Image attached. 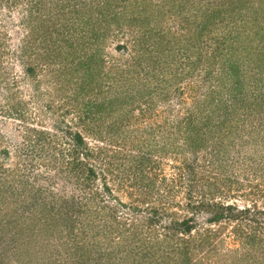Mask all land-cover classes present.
<instances>
[{
  "label": "rangeland",
  "instance_id": "1",
  "mask_svg": "<svg viewBox=\"0 0 264 264\" xmlns=\"http://www.w3.org/2000/svg\"><path fill=\"white\" fill-rule=\"evenodd\" d=\"M121 1L122 3L128 2L125 7L127 13L130 9V1ZM201 1L208 3L210 0ZM219 1L221 2V0ZM261 1L252 0L254 5H258V2ZM107 2L111 3L116 10L124 11L122 10L123 5H120L118 1L110 2L108 0H0V193L9 194L11 199L9 203L0 201V264H98V261L100 264H107V261L111 264H177L179 258L172 249L185 243L183 239L179 238L199 239L201 232H206L205 229L210 227L221 232L215 243L218 252L215 250L210 252V248L195 252L194 261H197V264H264V250H262L264 249V105L256 111L253 106L249 108L252 110L251 115L243 112L248 110V106L243 111H238V113H242V116L246 114L245 117H248L245 121L240 122L239 127L227 130L224 133L227 136L224 140L215 142L214 138H207L210 133L206 132L202 138L200 137L202 141H199L196 136H192L196 137L197 143H195L196 140L193 141L197 144L196 147L186 144L184 139L180 138V142L178 141L177 144L185 143L184 151L181 150V146L175 148L178 153H170V151L161 149L165 146L166 140L162 138L164 134H162L160 126L164 124L165 128L168 125L169 130H173L172 120L176 116L184 117L183 115L188 111L195 110L200 96L203 94L202 91L207 92L216 86L212 81L198 83L199 85L194 87L188 86L182 93L174 92L171 104L169 98L163 99L157 94L154 95V99L148 97L146 103L139 101L137 106L133 105L135 109L130 112L131 117L123 111L115 110L113 114L123 113L126 121L130 122L126 125L122 124L123 126L120 127L117 134L116 131L109 128L114 119L111 117L113 116L112 111L107 109V105L110 99H116V96L119 95L120 90L116 87L121 88L122 86L114 87L113 85L110 90L108 84L104 85L101 99L92 101L91 107H82L89 111L85 115L90 116L89 125L83 129L85 138L90 142L91 147H94L95 155L108 154V162L111 166L110 170H106V180L113 187L114 194L109 195L107 192L99 197L100 204L106 206L98 214L99 226L108 222H120L121 228L126 225L124 227L126 229L123 228L124 232L114 236L116 237L115 241L120 239L118 246H122V248L116 247L120 250L115 251L116 256L112 261L108 258L98 260L99 254L96 253L95 246H93L99 241L106 245L111 242L109 237L97 236V239L88 243L89 250L86 248L85 251H77L76 241L85 236L87 242L90 240L91 234L93 235L95 232L85 226L84 228L88 230L84 234L77 227L70 230L71 221L69 218L59 215L54 219H47L45 212L38 209V204L44 207L45 202L49 206L45 208H50L53 199L58 203L65 202L68 205L73 203L75 206V200H87L92 198V194L95 192L104 191L102 185L105 180L103 177L86 174H82L80 178L75 177L65 169L66 165L62 166L60 161L56 162L51 159L54 157L51 151L48 153V150L41 147L36 139L30 141L27 136L29 127L48 130L53 134L57 133L56 124H62L63 127L68 124V127L78 128L79 123L74 122L78 116L74 108L69 106V112L65 113L67 108L59 106L66 97H71L73 94L74 98L79 96L86 102L90 99L88 96L90 90L86 88V91L81 94L80 91L83 90L79 88V81H82V77H80L78 81L80 91L76 92L75 81L80 75L78 71L70 70L60 77L57 68L62 61H55L53 57L55 53L52 52L50 55V50L55 48L58 28L65 30L68 25H70L69 28L74 26L68 23L69 17L70 20L72 17L77 18L80 22L90 16L92 18L89 20L93 22L99 14L98 7L104 6ZM223 2H228V0H223ZM153 3L159 9L169 5L168 0H154ZM128 4L129 9H127ZM90 7L96 8V11L92 13L93 16L85 15L87 11L91 12ZM133 10L130 9L129 13L135 17ZM253 10H244L236 14L233 12L234 15H238L236 18L231 17L233 14L226 13V15L231 23L246 20V30L251 31L258 38L260 34L257 29H261V33L264 30V16H262L264 12L259 9L255 14ZM256 15H258L257 21L253 19ZM154 19L156 17L152 19V23ZM62 20L68 25H63ZM184 20L172 13V15L163 18L161 26H169L173 30H177ZM193 21L200 23L199 16L196 18L194 16ZM79 22H76L75 25L77 29H68L74 36L71 37L69 34L70 37L64 49L65 53L62 55L65 57L64 60L69 59L73 54L75 48L71 47L70 43L78 40L77 36H81L82 40L87 42L95 37L94 34L89 33L85 22L81 25ZM112 28L113 31L108 41L106 40L101 45L105 59L109 62L113 54L119 55L122 52L124 58H129L132 54V45L128 43V40L131 38V34L136 31L133 29L117 34L120 28L116 24H112ZM233 28L235 31V27ZM224 33L228 32L225 30ZM239 33L223 35L219 30L216 31L215 37L219 36L218 40H221L224 36V43L226 41L229 43L228 40ZM45 36L50 38L47 47L42 43ZM209 42L211 47L214 46L211 40ZM122 43H127L128 49L118 50L117 45ZM221 45L223 44L221 43ZM25 48H29L28 53L24 52ZM56 55L57 53L55 57ZM121 61L123 62V59ZM111 62L113 61L111 60ZM67 63L63 62V64ZM30 66L33 68L31 71L28 70ZM246 69L244 66L238 75L233 72L231 78L245 77L243 75H245ZM71 77L74 80V85L67 83L64 88L60 86V83L63 84V81H68ZM257 79L258 75H255L254 79L247 84L246 89L251 90L249 87H252L255 90L254 84L258 82ZM247 80L249 79L247 78L246 82H248ZM106 82H109V79L103 83L106 84ZM209 84H211L210 87H208ZM258 85L262 91V80ZM165 103L169 104L164 105ZM20 105H23V110L20 108L17 111L15 106L19 107ZM157 105L159 106L157 107ZM215 107L206 110L203 113V118L207 113V116H216V122L221 123L224 111ZM132 114L134 118H132ZM217 128L220 131L224 130L220 125ZM166 131L167 128H165ZM56 140L58 149L67 148L64 146V139ZM155 144L159 146L158 152L154 151ZM169 146L168 144L167 150ZM100 147L110 148L113 152L103 151ZM149 149L152 150L151 153L146 152ZM110 153H112L111 156ZM210 153L217 156L220 162L217 163L219 168L209 164ZM139 155L157 158L160 167L152 166L153 163L145 165L141 162ZM213 174L221 175L218 185L214 186L213 190L211 188V191L216 189L221 191L216 196L217 200L230 204L235 203L239 207L250 209L249 214L245 215L246 220H243V223L236 219L230 221L227 218L219 222L211 221L212 210L207 211L205 208L191 206L199 204L202 199L213 200L208 192V179L212 178L209 176ZM227 177L236 180V182L227 183ZM150 183H156L155 191L153 189L150 194L154 193L153 198L159 200L157 234L154 232L152 235L155 240L164 239L165 233H173V229L168 228L172 222L173 213L179 220H183L186 216H193L190 223L195 225L190 235L185 234L184 237L180 235L179 238L172 236L173 246L152 247L150 248L152 253L142 255L133 251L131 243L136 239L139 240V238H133V234H138L139 237L144 234V232L141 234L139 223L147 221L149 218L148 206L146 203H142V200L147 198L146 191L149 185L150 188L153 187ZM37 187L46 188L51 192L48 194V191L45 190V198H41L43 203L41 201L39 203L38 198L31 197L37 193ZM158 190L159 193H157ZM35 202L37 204H34ZM134 206L138 208L136 209ZM68 209L73 212L70 208ZM113 210L117 212L115 217L112 214ZM134 224L139 225L137 230ZM150 224L154 223L150 221ZM236 227H243L247 232L256 230L262 238L260 240L262 248L258 249L251 245L252 243L249 244L250 241L247 243L248 241L244 239L243 235L235 232ZM198 232L200 234H197ZM86 251L90 252V255L86 256L84 254ZM183 262L186 263L184 259L180 263Z\"/></svg>",
  "mask_w": 264,
  "mask_h": 264
},
{
  "label": "trees",
  "instance_id": "2",
  "mask_svg": "<svg viewBox=\"0 0 264 264\" xmlns=\"http://www.w3.org/2000/svg\"><path fill=\"white\" fill-rule=\"evenodd\" d=\"M108 1H118L120 5H123L122 10L124 11L121 12L116 10L115 7H112L111 3L109 4V2H107L104 6L98 7L97 11H99V14L94 18L93 22L89 20L92 18L90 16L84 18L85 20H81L80 22L77 18L72 17L70 20L69 17L67 19L69 20L68 23L74 25L72 28H69L70 25L62 20L63 25H68V28H66L67 31H65L66 29L58 28L59 33L55 38L56 49L51 48L50 50V55H52V52L55 54L57 53L56 57L55 54L53 56L55 61H62L57 68L60 77L67 74L70 70L72 72L78 71L80 72V75H78L77 80L75 81L76 92H79L80 89H82L83 91L80 92L83 94L86 91V88L90 90L88 92L90 99L86 102H84L79 96L74 98L73 94L71 97H66L59 106L67 108L65 113L69 112V106L74 108L75 113L78 115L74 122L79 123L78 128H74L73 126L68 127V124L67 126L64 125V127L62 124H56L55 127L57 133L53 134L48 130H39L29 127V135L27 138L30 141L36 139V141L41 144V147L48 150V153L51 151V154H54V157L51 159L56 162L60 161L62 166L66 165L65 169L71 172L75 177L80 178L82 177V174H86L88 176L99 175L104 178L105 181L102 185L104 191L95 192L92 194V198H88L87 200H75L76 207L73 203L68 205V203H58L53 199L50 208H45L49 207L45 202L44 207L38 204V209L45 212L44 214L47 219H54L59 215L61 217L65 216L69 218L71 221L69 226L70 230H74L77 227L78 230L84 234L88 230L84 228L85 226L95 232V234H91V238L87 242L84 238L85 236L80 237V240L76 241L75 245L78 246L76 247L77 251L82 252L85 251L86 248L88 249V246H90L88 243L97 239V236L109 237L111 242H105L106 245L99 241L93 246H95L94 250L96 253L98 252L99 254L97 256L98 260L108 258L112 261L116 256L114 254L115 251L120 250L116 247L122 248V246H118L120 239L115 241L116 237L114 236L124 232L123 228L126 227V225L121 228L120 222H108L99 226L97 220L98 214L106 207L105 205L100 204L99 197L107 192L109 195L114 194L113 187L110 186L106 180V170H110L111 166L110 162H108V154L104 155L100 153L95 155L93 152L94 147H91L90 142L85 138L83 129L89 125L90 116H88V114L85 115L89 111L84 110L82 107H91L92 101H95L96 99L99 100L101 92L104 91V85L106 86L108 84L110 90H112L113 85L114 87L117 85L124 87H116L120 90V93L116 96V99H110L107 105V109L112 111L113 116L111 117L114 119L111 121L109 128L116 131L117 134L120 131V127L123 126L122 124L126 125L130 122L126 121V117L123 113L113 114L115 110L123 111L131 117L130 112L135 109L133 105L137 106V102L139 101H141V103H146L148 97L154 99V95L157 94L163 99L169 98V103L171 104L172 99L174 98V92L176 93L179 91L182 93L188 86L194 87L212 81L216 86H213V88L207 92L202 91L203 94L200 96L199 105L197 104L195 110H192L191 112L188 111L183 115L184 117L176 116L172 120L173 130H169L167 125V127H165L167 128V131L165 132L164 124L160 126V128L162 127V134H164L162 138L166 140L167 143H165V146L161 149L170 151V153H178L175 148L180 146L182 151L186 149L183 147L186 144L196 147V137L199 141H202L200 137L202 138L206 132L210 133L207 138L212 137L215 139V142L216 140H224V138L227 137L225 136L226 134H224L227 130L230 131V129L233 130L234 127H239L238 125L240 122L245 121L248 117H245L246 114L242 116V113H238V111L241 112L248 106V110H244L243 112H247L248 115H251L252 110L249 108L253 106L256 111L264 105V30H262L261 33V29H257L258 34H260L257 38V36L252 34L251 31L249 32L246 30V20H243L244 22L240 20L236 23H231L228 21L229 18L226 13L232 15L233 12L236 14L237 12L253 9L255 14H257L259 9L264 12V3H261L264 2V0L260 3L258 2V5H254L252 0H228V2H223V0H221V2L219 0H210L208 3H204L201 0H168L169 5L164 6V8L161 9L157 8V5H154V0H129L131 4L130 9H134L133 12L135 11V17L131 16L129 13V4L127 7L129 10L127 13L125 12V7L128 2L126 3L124 1L125 3H122L121 0ZM84 8L86 7L84 6ZM92 8L93 7H90L91 12L87 11V14L85 15L90 14L93 16L92 13L96 11V8ZM194 10H196L195 13ZM172 13L176 14L179 18L185 19L183 24L180 25L177 30H173L169 26H161L163 18L172 15ZM234 14L231 16L232 18L238 17V15ZM194 16L195 18L196 16H199L200 23L193 21ZM155 17L156 19H154V22L152 23V19ZM80 18H82L81 15ZM253 19L257 21L258 15L254 16ZM76 22H79V25L85 22L84 24L88 26L89 33L94 34L95 37L87 42L82 40L81 36H77L78 40L70 43L71 47L75 48L73 54H71L69 59L66 58V60H64L65 57H62V55L65 53L64 49L65 45L68 43L70 37L69 34H71V37L74 36V34L68 31V29H77V27H75ZM112 24H116L117 27L120 28V31H118L117 34L128 30L131 31L133 29L136 32H134V34L132 33L131 38L128 40V43L132 45V54L130 57L124 58L125 56L122 52L119 55L113 54L111 56L113 62H111V60L107 62L105 55H103V48L101 45L102 43H105L106 40L108 41L113 31ZM233 27H235V31L233 30ZM219 30L223 35L236 34L237 32L240 33L229 39V43H227V41L224 43V36H222L221 40H218L219 36L215 37L216 31ZM225 30L228 33H224ZM243 30L246 31L241 32ZM49 40L50 38L45 36L43 42H41L47 47ZM210 40L214 43V46L212 47L209 42ZM221 43L223 45H221ZM127 46V43L118 44L117 49L121 50V48H123V50H125L128 49ZM25 49L24 52L28 53L27 51L29 48ZM74 58L78 59L74 61ZM121 59H123V62ZM64 61L68 63L63 64ZM244 66L247 68L244 73L245 75H243L245 77H242L241 79H235V77L231 78L233 72L238 75L239 71L244 69ZM31 67L32 66L28 68L29 71L33 69ZM107 67L108 70H106ZM255 75H258V82L254 84L255 90L252 87H249L251 90L246 89L247 84L254 79ZM80 77H82V81H79ZM247 78L249 79L247 80L248 82H246ZM108 79L109 82H106V84L103 83L104 81H108ZM261 80L263 85L262 91H260V86L258 85ZM78 81L80 89L78 88ZM67 83L74 85L73 78L71 77L68 81H63V84L60 83V86H63L64 88V85H67ZM210 85L211 84H209L208 87H210ZM103 98L104 96L102 95V99ZM247 98L250 100L248 101ZM169 103H165L164 105ZM101 106H103V104H101ZM158 106L159 105H157V107ZM213 107L224 111L223 116H221L223 119L221 123L216 122V116H207V113L205 114V118H203V113ZM20 108L23 110V105H20L19 107L15 106L17 111ZM132 118H134L133 114ZM218 125H220L221 128H224V132L217 128ZM60 138L65 140V145H63L67 148L64 150L62 148H57L58 142L56 139ZM180 138L184 139L186 144L178 145L177 143L178 141L180 142ZM194 140H196L195 143L193 142ZM168 144L170 146L167 150ZM101 148L103 151L108 150V152H113L110 148L100 147V149ZM153 148H155L154 151L157 152L160 150L158 144H155ZM151 151L152 150L149 149L146 152L151 153ZM115 152L117 153L118 151ZM213 154L214 153L209 154V164L212 166L216 165V167L219 168L220 166L217 165V163L220 162L217 156H214ZM111 155L112 153H110V156ZM139 156L141 157V162L145 163V165L153 163L152 166L155 165L156 167H160L157 158H150L147 155ZM95 161L98 163H95ZM209 177L212 178L208 179V192H210V196L213 197V200L207 201L206 199H202L199 204H192L191 206H193V208H205L207 211L212 210L211 212L213 215L212 218H210L211 221L219 222L220 220L227 218L230 221L236 219L238 222L243 223V220H246L245 215L247 216L249 214L248 212H250V209L248 207H239L235 203L230 204L217 200L216 196L217 194H220L221 191L219 192V189L211 191V188L213 190L214 186L218 185V180L221 175L213 174ZM234 182H236V180L227 177V183ZM151 185L153 187L150 188L149 185V188L146 191L147 198H143L142 200V203H146V206H148L147 209L149 212L148 220L139 223L142 231L141 234H143V232L144 234L140 237L138 234H133V238H139V240L136 239L131 243L133 245V251L137 254L141 253L142 255L144 253H152L150 249L152 247L159 246L160 248L163 246L164 248H167L170 247V245L173 246L172 236L179 238L180 235H183L182 237H184L185 234L190 235L195 225L190 223L193 216H186L183 220H179L177 215L173 213L172 222L168 225V228L173 229V233H165L164 239L155 240L152 235L154 232L157 234L156 228L159 221V218H157V215L159 214L157 207L159 200L153 198L154 193L150 194V191L153 189L155 191L156 183ZM36 190L37 193L31 195V197L38 198L39 203L40 201L43 203L41 198H45V190H48L42 187H37ZM157 193H159V190ZM222 193L224 192L222 191ZM48 194H51V192L48 191ZM0 201H4L1 203H9L11 201L9 194L5 192L0 193ZM34 204H37V202ZM134 208L137 209L138 207L134 206ZM116 213L117 212L113 210L112 214L114 217ZM144 217L147 218V216ZM149 220L154 224H150ZM139 225L134 224L136 230L139 228ZM97 227L98 229H96ZM205 230L206 232H201V234L200 232L197 233L200 234L199 239L179 238L183 239L185 243L179 245L177 248L173 247L172 249L173 252L177 253L176 255L179 258L177 264H197V261H194L195 252L203 251L205 248H210V252L214 250L218 252L215 243L221 232L213 227ZM234 230L237 234L243 235L244 239L248 241L247 243L250 241L249 244L252 243L251 245L256 246L258 249L262 248L260 246V240L262 238H260L256 230L247 232L244 231L243 227H236ZM251 247L254 248L253 246ZM84 254L88 256L90 255V252L86 251ZM176 255L173 254V256ZM183 259L186 263H180ZM97 263L100 264L99 261ZM107 264L111 263L107 261Z\"/></svg>",
  "mask_w": 264,
  "mask_h": 264
}]
</instances>
